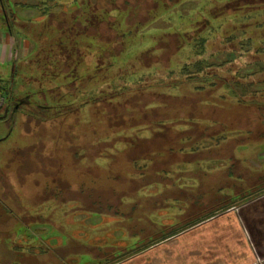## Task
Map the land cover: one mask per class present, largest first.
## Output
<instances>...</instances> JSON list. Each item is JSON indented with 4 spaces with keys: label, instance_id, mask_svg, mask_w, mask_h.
Instances as JSON below:
<instances>
[{
    "label": "trees",
    "instance_id": "16d2710c",
    "mask_svg": "<svg viewBox=\"0 0 264 264\" xmlns=\"http://www.w3.org/2000/svg\"><path fill=\"white\" fill-rule=\"evenodd\" d=\"M183 1L40 0L43 20H24L20 35L34 47L14 71L11 62L10 77L26 90L17 96L11 80L0 77L6 100L0 120L10 111L13 120L17 111L22 121L27 115L30 122L19 125L29 130L23 151L37 169L31 171L47 175L50 195L76 202L98 226L96 244L77 239L45 250L36 239L37 253L33 244L23 252L0 235V264H140L135 257L177 239L204 247L194 256L209 260L221 246L211 250L191 237L220 230L211 241L223 243L227 217L264 197V176L239 152L264 139V21L250 34L223 27L214 33L217 20L237 18L223 5L220 13L192 12L190 24L181 15L175 25L146 29L157 13L167 15ZM17 4L24 6L0 0L10 35L21 17ZM6 6L12 8L4 16ZM151 185L156 192L146 191ZM1 192L0 218L21 223L4 205L15 194ZM162 210L174 213L172 222Z\"/></svg>",
    "mask_w": 264,
    "mask_h": 264
},
{
    "label": "rangeland",
    "instance_id": "374dc122",
    "mask_svg": "<svg viewBox=\"0 0 264 264\" xmlns=\"http://www.w3.org/2000/svg\"><path fill=\"white\" fill-rule=\"evenodd\" d=\"M14 1L20 2L24 4V6L17 4L13 7L14 11L21 16L16 18L14 34L6 35V33H3L2 30H6L2 24L3 22L0 20V77L4 80H11L12 86L14 87V94L22 96L24 95L22 90L26 89H23L20 83H18L19 77L18 79L10 77L11 62H16V64L13 65L14 71L17 64L30 56L29 51L34 47L31 39L21 37L20 35V33L27 32L24 20L38 23L43 20L44 13L41 9L42 5L40 0ZM70 1L72 0H62L64 3ZM48 5L51 6L52 2L48 3ZM223 5L226 6L224 7L225 9L227 8L229 11H233V13L237 10V18L232 20L230 17H226L225 19L217 20L212 29L214 33L223 27V33L228 31L231 32L239 28L246 29L248 34H250L254 30L256 23L264 21V0H185L167 15L157 13L153 20L145 27L147 30H150L155 27L165 28L175 25L179 22L181 15L185 16V20L190 24L189 22L192 21V18H190L192 16L190 14L192 12L203 8V10H207L212 14L220 13ZM11 8L12 6H6L4 8V16L6 12H10ZM243 14H248L249 21L246 19L243 21ZM15 17L17 16H14V14L12 17L10 16V18L13 19H15ZM189 18L190 20L188 22ZM251 19H253L254 23H252ZM228 20L230 21L228 22ZM202 29L204 28L202 27ZM250 29L252 30L250 31ZM209 30L205 31V34L210 33ZM261 35H264V32H261L260 36ZM150 45L151 42L147 41L142 43L140 47L146 49ZM16 102H18V99ZM5 106L6 100L3 96H0V115L6 112ZM10 112L6 114L7 120H0V189L2 190L1 194H4L5 191H7L8 194L10 192L15 194L14 198L12 197L13 201L11 203L6 202L4 205L8 206V208L5 206L7 209L6 211L18 216L21 223L16 222L13 218L8 219L6 216L1 217L0 235L3 236V238L9 237L11 245H20L23 252H26V249H28L27 247L33 244L30 246V249L33 248L32 252L37 253V251H39L36 247L38 239L44 242L45 250L46 248L61 247L66 249L72 247V244H75L77 239L83 240L84 243H88V246L90 244H96L91 238L92 228L98 226L95 225L96 219L94 216L84 210H79L80 207L77 206L78 204L76 202L63 201V203H61V201L59 202L54 199L52 193L50 195L49 190H46L49 186H53L52 182H48V176L31 171L35 169V167L30 166L28 162L32 160H29L30 156L27 157L23 151L27 145H30L29 130H27L26 127L22 129L24 126L20 127L19 125L20 122H30V120L25 114L22 121V118L18 117L20 116V112L18 111L13 115V120ZM10 122L13 124L12 128L9 126L11 124ZM31 122L36 126L41 125V123H36V121L32 119ZM256 142L259 143L243 147L239 152L242 153L241 157L247 159L248 162L246 164L250 162L253 169H258V171L261 172L255 175L261 174L263 177L264 139ZM23 153L24 157H22ZM40 153L45 155L46 150H40ZM14 159H17V161ZM22 164L25 165L23 166ZM263 187L264 184L261 185L260 189ZM146 191L150 193L156 192L157 186L151 185ZM262 191H264V188ZM5 198L6 196H4V199ZM5 201H7V198ZM161 212L163 213L162 215L169 216L170 220L174 215L171 211L170 213L164 210ZM3 214L8 216L7 213ZM237 215L238 217L235 214L227 217L230 218L229 220H231L232 223L229 227L230 230L228 234L225 235L227 237L224 239V244L212 245V236L214 237L220 234V230H207L199 232L194 237H191V244L194 239L201 238L205 240V245L208 249L217 250L220 249L221 246V249L219 251L217 250V254L219 252V255L214 258L209 257L211 258L209 260L196 259L194 255H201L204 247H197L195 249V247L193 248L187 245L189 247L186 249L187 246L182 244V240L177 239L171 240L156 251H149L148 255L135 257L136 262L140 264H264V197L259 200H254L249 203L248 206H240L237 209ZM14 222L18 223V226L14 224ZM22 223H25V228ZM19 225H21V227H19ZM31 235L34 236L31 237ZM3 238L1 240H3ZM187 241L189 242L188 239ZM67 242L69 243L68 247ZM81 245V248L87 246ZM229 245L230 248L227 251L226 247L228 248ZM27 255L28 254L25 253V259L27 261L37 262L35 256L33 257V255H30V257ZM238 256H244L245 259L240 261ZM247 256H249V258ZM86 259V256H80L81 261L85 262L87 261Z\"/></svg>",
    "mask_w": 264,
    "mask_h": 264
},
{
    "label": "crops",
    "instance_id": "0c3cea01",
    "mask_svg": "<svg viewBox=\"0 0 264 264\" xmlns=\"http://www.w3.org/2000/svg\"><path fill=\"white\" fill-rule=\"evenodd\" d=\"M2 32H3V33H6V35L9 34L7 31H4V30H2ZM9 35H10V34H9Z\"/></svg>",
    "mask_w": 264,
    "mask_h": 264
}]
</instances>
